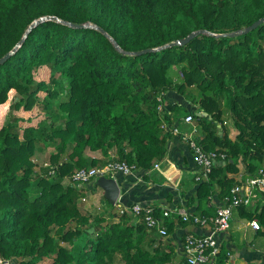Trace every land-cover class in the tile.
Wrapping results in <instances>:
<instances>
[{
    "label": "trees",
    "instance_id": "trees-1",
    "mask_svg": "<svg viewBox=\"0 0 264 264\" xmlns=\"http://www.w3.org/2000/svg\"><path fill=\"white\" fill-rule=\"evenodd\" d=\"M53 16L32 27L0 64L1 262L176 264L170 242L151 236L143 221L113 210L117 222L105 213H84L79 199L86 189L74 186L71 176L110 160L150 170L169 150L173 134L163 125L180 124L181 112L192 114L199 144L227 155L189 200L197 201L201 215L215 214L209 196L224 201L240 164L247 176L264 168V22L236 33L264 17V0H0V58L34 21ZM198 30L206 32L170 45ZM148 48L158 49L126 53ZM43 69L49 81L39 79ZM171 92L185 103L160 110ZM228 119L237 131L233 139ZM38 147H54L49 161L55 173L35 171ZM206 202L212 206L207 211ZM235 210L257 218L256 233L264 236V204ZM165 220L168 233L188 223L179 216ZM229 259L221 246L216 264Z\"/></svg>",
    "mask_w": 264,
    "mask_h": 264
},
{
    "label": "crops",
    "instance_id": "crops-1",
    "mask_svg": "<svg viewBox=\"0 0 264 264\" xmlns=\"http://www.w3.org/2000/svg\"><path fill=\"white\" fill-rule=\"evenodd\" d=\"M163 98V99H162ZM160 100L162 109L169 108L170 104L174 102H184V99L179 97L176 93H166ZM188 104V102H186ZM185 114L181 116V123H176L182 131H189L192 125L184 121ZM199 134H200V128ZM226 129L229 132V136L233 139L237 131L234 128L233 122L228 119L226 123ZM202 138V136L200 137ZM168 153L162 159L155 160L150 170H145L138 167L130 175H124L122 173H116L114 176L102 175L106 179L114 178L117 180L121 187L120 195L118 197V203L125 206H130L134 203H139L143 206H153L155 208H167L175 212L188 211L190 213L200 214V209H197L199 205L197 201L191 203L190 198L196 195V189L198 188V182L195 180V176L198 174L199 168L196 165L194 155L187 143L182 141L178 135H173L169 140ZM93 157H100V152L89 153ZM220 164L225 165L226 161L219 160ZM155 164H159L155 167ZM245 168L242 164L239 165V171L233 176L236 181L244 180ZM91 181L82 184L80 187L86 189L84 196L93 198L94 204L100 206L99 210H104L108 216V222L119 221V215L109 214V211L113 210L119 212L118 208L110 206L106 203L105 190L98 184V180ZM210 204L213 205L214 211L217 207L222 206L224 201H219L217 195L209 196ZM109 201V200H108ZM92 202V204H93ZM102 203V204H101ZM105 205V206H104ZM104 206V207H103ZM211 205H204L203 209L207 211ZM160 212L162 213V211ZM209 211H212L210 209ZM120 214V212H119ZM131 220L134 222H140L138 217L133 214H129ZM178 216V215H176ZM180 217V216H179ZM249 219L243 218L237 210H234L233 220L228 230L222 231L217 234L216 238L220 246L225 247L230 256L229 264H264V236L258 235L247 223ZM151 236L157 239L159 237L162 241L169 243L175 249L176 264H181L185 260L183 239L187 232H194L197 234H210V228L200 227L197 225L188 224L183 227L180 224H176L174 231L170 232L165 238L158 235L155 230H151ZM260 238L255 241V237ZM254 238V239H253Z\"/></svg>",
    "mask_w": 264,
    "mask_h": 264
},
{
    "label": "built area",
    "instance_id": "built-area-1",
    "mask_svg": "<svg viewBox=\"0 0 264 264\" xmlns=\"http://www.w3.org/2000/svg\"><path fill=\"white\" fill-rule=\"evenodd\" d=\"M159 108L162 110L161 105ZM184 121L192 125L189 131H182L178 125L168 127L167 124H164L163 127L165 129L170 128L172 134L178 135L192 150L196 165L199 168L195 180L197 182L208 181L216 163L219 160L226 161L227 155L220 151H207L199 144L197 140L199 129L192 114H187ZM158 166L159 164H155V167ZM49 168H51L50 174L55 173L53 166L50 165ZM136 168L135 164H129L126 161L110 160L100 167L80 168L72 174L71 179L74 186L80 187L82 184L96 181L102 175L112 177H115L116 173L130 175ZM81 200L86 201L87 197L82 196ZM261 204H264V168H261L256 174L245 177L244 180L237 181L231 188L230 194L224 199V204L217 207L215 214L212 215H201L188 211L178 213L162 208V214L157 216L156 208L153 206H143L139 203L125 206L119 204L118 200L114 206L118 208L120 214L131 213L138 217L139 221H143L149 229L155 230L162 238L169 235L165 218H174L176 215L188 224L210 228V234L194 232L186 234L183 242L185 264H216L221 249L216 236L230 228L234 210L240 205L252 206L253 208ZM248 225L255 231L261 229V224L257 218L248 220ZM229 256L231 255L229 254Z\"/></svg>",
    "mask_w": 264,
    "mask_h": 264
},
{
    "label": "water",
    "instance_id": "water-1",
    "mask_svg": "<svg viewBox=\"0 0 264 264\" xmlns=\"http://www.w3.org/2000/svg\"><path fill=\"white\" fill-rule=\"evenodd\" d=\"M47 19H57V17H42L36 21H34L31 26L29 27V29L27 30V32L25 33L24 37L22 38V40L18 43V45L16 47H14L10 52H8L6 55H4L2 58H0V64L4 63L7 59H9L11 57V55L17 50V48L23 43L24 39L27 36V33L31 30L32 27H34L35 25H37L39 22L43 21V20H47ZM264 22V17L260 18L258 20H256L253 24L247 26L245 29H239L236 33H242V32H249L255 28L258 27V25L260 23ZM73 26L75 27H84L86 25H77V24H73ZM104 33H106L103 30ZM206 32L205 30H198V31H194L191 32L188 36L181 38L175 42H172L170 45H174V44H179V45H184L186 43H188L189 41H191L194 37H196L197 35ZM107 34V33H106ZM235 33H232V35H234ZM115 42V41H114ZM115 44L117 45V43L115 42ZM158 48H148L145 50H141V51H136V52H126L128 54H135V55H141L147 52H151L154 50H157ZM198 116H208V113L205 111H199L197 112ZM219 127L221 128V125H219ZM98 184L103 187V189L105 190V196L106 198L109 200L110 203L114 204L117 200L118 197L120 195V191H121V187L119 186L118 182L116 179L114 178H110L109 180L104 178V177H100L99 180L97 181ZM0 264H2L1 262V258H0Z\"/></svg>",
    "mask_w": 264,
    "mask_h": 264
},
{
    "label": "rangeland",
    "instance_id": "rangeland-1",
    "mask_svg": "<svg viewBox=\"0 0 264 264\" xmlns=\"http://www.w3.org/2000/svg\"><path fill=\"white\" fill-rule=\"evenodd\" d=\"M49 78H50L49 77V71L47 69H43V72L40 74L39 79H46L47 81H49ZM62 86H64V93H66L67 86L65 84H62ZM163 96H165V95H163ZM161 97H162V95H161ZM62 99H63V96H60L57 100H52V104L57 106ZM12 102H13V99H12V95H11V99H10L9 103H12ZM37 110L39 111L40 109L37 108ZM182 110H184V109H182ZM44 114H45V112H44ZM180 114L183 115L185 113L184 112H181ZM45 116H46V114H45ZM49 119H51L50 114H49V116L47 115V118H45L44 121L42 122V125H41L42 128H47L49 126L48 125L50 123V120ZM55 121L57 122V124H60V119L59 118L56 119ZM53 150H54V147H48L47 149H43V150L40 149L39 147L37 148V150L35 151L34 155L32 156V160L36 164L35 171L37 173H42V170L44 168H47V167L50 166L49 157H50V153ZM86 197H87V200L86 201H82L81 198L79 199V206H80L81 210L84 213H89V214L91 213L92 215H95V214H101L102 215V214H104L106 212L105 211V207H104L105 205L103 206L104 207V210H99L101 207L98 206V208H97V206L93 202V198L90 199L89 196H86ZM92 202H93V204H92ZM259 238H260V236L259 237H255V241H257ZM43 262L49 263L50 262V259H45ZM117 263L120 264L119 260H117ZM8 264H15V261L12 262V263L9 262Z\"/></svg>",
    "mask_w": 264,
    "mask_h": 264
}]
</instances>
